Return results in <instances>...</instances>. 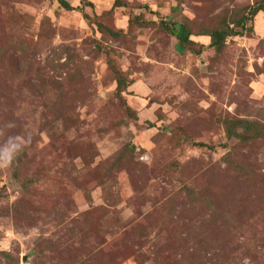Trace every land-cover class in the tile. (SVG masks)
<instances>
[{
    "label": "rangeland",
    "instance_id": "374dc122",
    "mask_svg": "<svg viewBox=\"0 0 264 264\" xmlns=\"http://www.w3.org/2000/svg\"><path fill=\"white\" fill-rule=\"evenodd\" d=\"M64 1L0 0V264H264L262 0Z\"/></svg>",
    "mask_w": 264,
    "mask_h": 264
},
{
    "label": "trees",
    "instance_id": "16d2710c",
    "mask_svg": "<svg viewBox=\"0 0 264 264\" xmlns=\"http://www.w3.org/2000/svg\"><path fill=\"white\" fill-rule=\"evenodd\" d=\"M57 1L64 9L70 10L71 7L68 3H66L64 0H55ZM258 11L264 12V0H262L260 3H257L255 6L252 7L250 16L255 15ZM246 17H240L235 22H232L231 25L224 24L223 27H220L218 29H212L211 31H204L200 33L199 35L208 36L210 38L209 46L218 48L222 43H224L225 39L232 35H238L239 31L234 29L236 26H241L243 28L244 22L246 21ZM182 42H187V39L183 40ZM190 43H192L190 41ZM193 53H199L198 50L191 49ZM116 77V92H121V83H123L122 77L120 74H117ZM224 128L226 131V136L228 138L231 137H237L240 139H244V135L242 133H238L236 131V128L239 127L243 129L244 131H256L258 129L257 124L255 122H249L245 120H236V121H230L227 119H224L223 121ZM201 145V143L199 144Z\"/></svg>",
    "mask_w": 264,
    "mask_h": 264
},
{
    "label": "clouds",
    "instance_id": "9594fccd",
    "mask_svg": "<svg viewBox=\"0 0 264 264\" xmlns=\"http://www.w3.org/2000/svg\"><path fill=\"white\" fill-rule=\"evenodd\" d=\"M4 129L11 130L16 127L14 121H5L3 124ZM0 170L11 169L17 158L24 152L31 142L28 136L19 134L5 135L0 132Z\"/></svg>",
    "mask_w": 264,
    "mask_h": 264
}]
</instances>
